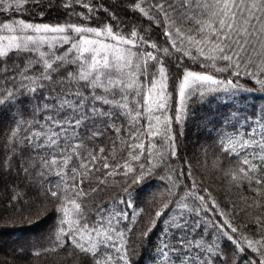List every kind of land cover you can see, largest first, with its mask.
I'll use <instances>...</instances> for the list:
<instances>
[{
  "label": "snow or ice",
  "instance_id": "1",
  "mask_svg": "<svg viewBox=\"0 0 264 264\" xmlns=\"http://www.w3.org/2000/svg\"><path fill=\"white\" fill-rule=\"evenodd\" d=\"M53 11L63 22H35ZM0 15V238L51 220L18 260L63 250L74 264H138L151 244L152 264H264V109L244 131L230 111L214 138L232 158L230 208L175 130L190 101L264 94V0H0ZM153 186L138 207L137 187Z\"/></svg>",
  "mask_w": 264,
  "mask_h": 264
},
{
  "label": "trees",
  "instance_id": "2",
  "mask_svg": "<svg viewBox=\"0 0 264 264\" xmlns=\"http://www.w3.org/2000/svg\"><path fill=\"white\" fill-rule=\"evenodd\" d=\"M3 18V15H0ZM27 18V17H26ZM64 16L62 13L56 11L46 13L43 20L39 16L35 17V22L44 23H56L63 22ZM196 70H199L198 68ZM247 97V99H244ZM170 103H175V100ZM190 107L188 109L191 114L186 124L182 127L175 126L177 132H183L182 135H178L177 143L179 145V155L182 159H186L191 162L192 170L196 173L198 179L205 180V186L208 187L213 196L220 202L221 207H231L229 201L237 196L236 190L225 180L221 168L227 167V160L231 157L225 158L219 153L214 145V138L218 135V132L230 130V125H222L221 121L224 117L233 110H239V120L243 127L241 131L247 128V124L243 122V117L249 116L251 120H255L260 117L261 109H264V94L260 93H242L239 99L229 100L227 94L219 93L214 97H208L203 103H197L190 101ZM207 118V119H205ZM4 119L7 120V114L4 115ZM208 124L205 128L204 125ZM236 123V121H232ZM215 129V130H214ZM217 157H220L221 163H216ZM113 179L119 180L120 177L110 178V188L107 194L103 195V200L109 202L116 197L119 192V186L111 187ZM156 191V187L144 188L140 190L137 187L134 192L136 196V204L140 208L149 209L152 199L151 194ZM10 192L8 191V185L0 182V212L4 211V205L7 204ZM99 202V201H97ZM242 207V205H241ZM94 210V209H93ZM11 211V208L8 209ZM131 212V210H129ZM239 211V209L237 210ZM51 215V214H50ZM247 220V217L240 213L236 216L234 223L242 225V221ZM51 227V220H45L43 223H38L31 227L25 225L24 227H18L15 234L4 235L0 238V264H74V259L67 258V253L61 250L58 253H50L41 256L39 259H32L29 257L27 260L20 261L13 253V249L18 247L20 243L26 240H35L40 237H44L48 234V229ZM159 231V229H157ZM152 240L155 239L153 234ZM16 243H13V242ZM151 250V244L147 248L138 246V255L136 257L138 264H152L149 260V254Z\"/></svg>",
  "mask_w": 264,
  "mask_h": 264
}]
</instances>
